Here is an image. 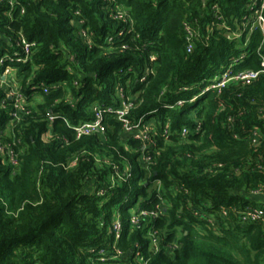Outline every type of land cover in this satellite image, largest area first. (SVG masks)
<instances>
[{"label":"clouds","instance_id":"obj_1","mask_svg":"<svg viewBox=\"0 0 264 264\" xmlns=\"http://www.w3.org/2000/svg\"><path fill=\"white\" fill-rule=\"evenodd\" d=\"M36 2L37 0H0V25H3V30L9 33L8 36H4L3 30L0 31V52H2L0 67L4 66L5 61L10 65L14 63L23 66L24 61L28 60L32 65L30 75L19 74L17 67H7L2 73L5 79L0 80V93H2L0 112L8 117L6 125L0 129V169H11L6 181L0 180V216L12 221L11 226L16 230L17 237L28 235L29 230L40 233L41 224L50 214L42 211V208L45 204H59V201L65 197L86 193L95 198L96 207L100 208L115 197L116 189L123 182L133 178V167L136 163H142L146 174H150L148 169L152 164L161 159L162 153L166 155V149H157L158 140L167 141L172 135L181 143L185 142L184 136L189 134L191 127L189 121L192 118L188 117L178 122L177 113L209 91L207 87L197 91V85L191 82L189 65L193 56L200 55L202 49L209 46L210 39H214L217 45L227 50L226 67L222 66V70L224 78L229 74L232 76L230 80H226L228 87L223 93L225 98L222 99V94L217 90L200 106L205 114L201 120L194 121L195 132H201L203 127L206 135L204 140L197 142V148L204 141H212L210 131L215 127L214 122L218 112L228 116V113L233 111L228 100H233L238 105L240 98L244 97L248 107L246 109L237 107V111L246 112L249 122L254 119L256 122L264 121V0H232L231 3L217 0L221 7L212 5L211 15L215 19L211 23L202 24L200 18L189 20L185 14H179L173 21H165L151 40L143 30L151 10L145 9L141 13L139 9L144 8L152 0H132V4L128 7L121 4L112 10L104 8L103 11L108 12L111 19L124 22L127 32L133 33L135 44L140 45L141 48L155 49L146 54L151 67H148L140 77L143 87L139 92H132L134 87L132 79H129L124 86L120 84L119 81L124 73L112 72L113 79L107 81L113 85V90L107 97L108 106H105L102 98L105 84L97 81L95 71L97 61H108L115 55L125 53L137 54L141 52V48H129L128 45H122L119 49L112 48L111 45L117 38L123 40L126 33L122 31L114 36L112 29L109 28L106 37L101 40L97 34L100 22L97 21L93 27L90 22L80 18L79 11L75 13L77 19L72 21L74 32L72 44L68 47L55 37V29L50 22L48 24L52 29L50 35H45L43 38L36 37L31 44L25 43L28 36L35 32L33 20L38 15H46L49 21L60 18L56 11L59 0H45L44 6L39 9V14L36 11L26 14V10L32 9ZM108 2L114 3V0ZM180 2L183 3V0ZM154 7L153 2L152 8ZM224 9L229 11L226 13ZM112 11L116 12L115 16L111 15ZM207 14L205 12L202 15ZM5 20L18 25L19 30L8 28L4 23ZM84 23H88V27L80 29V25ZM133 25H138L140 30L134 31ZM181 27L183 32L187 33V40L190 41L186 45V51L171 52L166 47H158L166 40L167 35L173 30L179 31ZM201 29L204 32L203 36ZM214 31L216 35L212 37ZM37 39L40 40L39 43L36 42ZM13 40L16 41L15 48L10 43ZM21 46L25 52L24 60L19 58ZM92 48H99L100 52L97 56L88 59L87 52ZM56 53L60 54L59 65L63 66L69 78L64 84L45 86L43 74L49 69L54 70L52 63L47 61ZM250 53L255 54L252 60L248 59ZM79 54H85L86 62L83 64V70L81 63L73 60V57ZM137 58L141 57L138 55ZM185 61L188 63L186 64ZM128 71L131 72L132 68L130 67ZM38 77L40 79H37ZM85 77L93 82L92 89H94L87 99H84L85 94L81 91V80ZM211 86L213 89L219 87L215 84ZM57 87L63 88L64 93L57 99L46 101L50 90L55 92ZM25 89L31 95L25 96L23 94ZM77 90H80L79 96L75 95ZM69 91L71 95L68 94ZM9 96L14 97L11 106L6 103ZM25 100L28 102L25 103ZM81 100L84 101L80 104L81 112L94 120L86 125L89 135L84 139L75 134L85 127L84 119L73 116ZM256 105H260L258 110ZM50 108L53 109L52 115L48 114ZM157 108L165 110L163 117L157 113ZM102 112L107 114L108 120L101 127L99 125ZM114 113L118 114L114 115ZM125 115L127 119H122ZM146 116H151L152 119L141 125L140 122L144 121ZM53 120L62 122L55 133L52 129ZM113 120L119 121L122 126L114 127ZM232 122L233 117L229 116L227 120L229 128L232 127ZM41 123L47 125V130H43L39 136L42 143L35 147L26 144V135H35L36 131H40L37 126ZM177 127L182 130L175 131ZM227 139L238 143L228 145L223 150V154H227L229 147L235 150L239 142H243L245 138L232 133ZM130 140L138 143L128 147ZM262 143L264 137H259V143L253 140L248 148L255 151ZM47 148H52L61 155L63 162L52 163L44 158L42 152ZM150 151L155 153L154 161L148 159ZM193 151L195 153L193 158L200 155L199 152ZM207 151L214 153L221 150L208 148ZM89 157H98V159L90 173H83L86 181L77 180L67 192L58 194L59 200L53 199L54 189L46 180L49 176L47 171L49 165L54 170L53 175L64 169L65 176L69 173L76 176L79 171L77 161L81 165H87ZM249 162L254 163L251 157ZM262 165L264 160L255 165L256 178L249 175L247 192L243 190L244 173L250 171L247 164L240 169H230V174L225 177L233 185L228 195H244L249 201L246 206L241 200L234 206L220 205L211 215L200 216L190 202L192 195L174 176L168 174L172 190L161 193L169 200V203L162 206L173 208L172 220L182 222L180 228L165 226L159 231H151L148 227L149 220L144 228L136 229V221L149 214L134 216L133 232L129 233L125 241L127 249L125 252H119L116 251L115 245L110 243L109 238L113 230L117 236L120 234L122 224L120 213L113 208L111 222L107 224L103 219L105 215L103 210L95 219L88 214H82L78 223L54 229L51 239L41 233L37 237L42 242L13 249L12 264H54V262L59 264L61 261L63 264H81V257L83 264H111L114 260H118L119 264H154L156 253L161 249L166 254L165 264H194V250L199 253L195 258V264H264V167ZM167 167L171 168L172 165L168 164ZM96 168L104 171L111 168L115 171V176H107L101 182L93 183L95 176L100 174L95 170ZM186 171L187 168L178 169L177 173L183 175ZM209 171L211 172V169ZM5 183L8 187H5ZM253 184L256 187H253ZM154 189H159V181L148 189L149 193ZM177 197L179 199H176ZM254 197L260 199H253ZM198 199L201 200V209L216 204L215 193H209L207 199L202 197ZM120 203H124V200ZM150 215L155 217L160 214L157 210ZM185 217H191V221ZM252 221H259L262 225L258 234L256 229L252 232L247 231V226ZM89 225L94 226V230L91 234H86V226ZM169 232L174 233V236L165 242L164 237ZM69 236L72 238L71 241L66 239ZM2 238L3 236L0 235V239ZM77 238L82 243H72ZM254 238L262 245L261 248H254L252 243ZM142 241H150L145 255L141 256L139 251H136V255L129 262V256L134 250L142 247ZM67 245H71V248Z\"/></svg>","mask_w":264,"mask_h":264},{"label":"trees","instance_id":"obj_2","mask_svg":"<svg viewBox=\"0 0 264 264\" xmlns=\"http://www.w3.org/2000/svg\"><path fill=\"white\" fill-rule=\"evenodd\" d=\"M155 3V7L152 8V3ZM232 0H225V3H231ZM45 0H37L32 9H27L26 14L30 11H36L39 14V9L43 7ZM123 4L125 7H128L132 4V0H114V3H109L108 0H59L56 11L60 18L57 20L49 21V18L46 15H38L33 20V28L35 32L28 36L26 39L27 43H33V39L36 37L43 38L45 35H50L52 29L48 27L49 22L52 24V27L55 29V37L61 40L65 47H68L72 44V33L74 29L72 27V21L77 19L75 13L80 12L81 19H85L90 22L93 27L96 22H100L99 29L97 34L103 40L109 28L112 29V34L117 36V34L122 31L126 33L123 40L117 38L111 47L119 49L122 45H128L129 48L136 47L141 48L140 45L135 44L133 40V33L127 32V26L122 21H117L111 19L108 12L103 11L104 8L112 10L115 7H119ZM215 4L216 7H221V4L217 0H183V3L180 0H152L149 4H146L144 8L139 9L141 13L145 9H150V17L145 20L144 23V34L151 40L157 32L160 31L161 25L165 21H173L174 18L179 14H185L189 20L200 18L202 24H209L215 18L212 14V5ZM227 13L229 9H224ZM207 12V15H202ZM112 16L116 15L115 11L111 12ZM7 24L8 28L19 30L18 25L9 23L6 20L4 21ZM88 27V23L80 25V29ZM134 31H139L138 25H133ZM3 30V25H0V31ZM91 30V29H90ZM4 36H8L9 33L6 30H3ZM204 35L203 29H201V36ZM215 31L212 33V37H215ZM67 37V39H66ZM37 43L40 42L39 39L36 40ZM190 41L187 40V33H184L182 27L179 31L173 30L171 34L167 35V38L163 43L159 44V48H167L171 52H177L181 50L186 51V45ZM13 48H15L16 41H10ZM209 46L202 49L200 55H195L192 57V63L189 65V71L191 74V82L197 85V91L202 90L207 87L208 92H205L203 96H200L197 101L193 104L188 105L186 109L181 110L177 113V121L182 122L183 119L191 117V127L189 128V134L184 136V143H181L177 137L170 135L167 141L158 140L156 147L157 149L164 148L166 149V155L162 153L161 159L155 161L151 168L148 169V173L145 172V166L142 163H136L133 167V178L129 181L123 182L117 189L116 195L113 199H110L107 204L102 205L100 208L96 207V200L94 197L87 195L86 193H81L78 196L65 197L63 200L59 201V204H52L42 208V211L50 213L48 219L40 226V233H34L29 230L28 235L24 237H17L16 230L11 226L12 221L3 216H0V235L3 236L0 239V264H12L13 261V249L16 247H26L30 246L33 243L42 242L37 236L41 233L48 236L51 239L52 231L56 228H59L64 225H71L78 223L82 214H88L93 219L99 215L100 211H104L105 215L103 217L105 223L111 222V212L115 208L116 212L120 213L122 218V224L120 229V234L116 237V233L113 230L110 236V243L115 245L116 251L125 252L127 245L125 243L128 238L129 233L133 232V223L131 222L132 218L141 217V214H149L145 217H141L137 220L135 224L136 229H141L145 227L147 221L150 220L149 229L151 231H159L165 226L180 228L182 222H177L172 220L173 208L163 207V204L169 203L168 197L161 195L162 192L166 190L170 192L172 190V184L168 181V174L174 176L179 184H183L184 188L192 195V200L190 201L193 205V209L200 215H211L213 211L217 210L220 205L225 207L229 205H236L238 201H243V204L246 206L249 201L245 198L244 195L235 196L228 195V192L233 189L231 182L225 179L226 176L230 174V169H240L244 164H247V167L250 171L244 173V183L243 190L248 191L249 186V175L253 178H256V172L254 171L255 165L260 163L261 160H264V143L260 145L259 149L253 151L248 148V145L252 143L253 140H256L259 143V137H264V121L256 122L252 120L249 122L246 112H238L237 107L246 109L248 107L247 101L244 97L240 98L239 104H235L233 100H228V104L233 107V111L228 113V116H225L223 112H218L215 118V127L210 131L212 136V141H204L197 148V142L204 140V129L201 128V132H195V123L194 121L201 120L204 116V110L200 107L201 104L206 100L209 95L215 94V91H219L222 96L225 98L223 93L227 89L228 85L226 81L222 86H219L218 89H213L211 85H219L224 71L222 66L226 67L225 55L227 54L226 49H222L220 45L215 43L214 39H210L208 42ZM73 47H75L73 45ZM22 50H19V54ZM31 51V50H30ZM79 51V50H78ZM150 51H155V49H146L141 48V52L137 54L125 53L123 55H115L112 59L104 62L97 61V66L95 71L97 73V81L99 83L105 84V89L103 92V99L105 106L107 104V97L113 90V85L107 83V81L113 79L111 76L112 72H122L124 73L123 77L119 81L122 86L126 85V82L129 79L133 80L134 87L132 92H139L143 87V84L140 81L141 75L144 71L151 67L147 61L146 54ZM100 52L99 48L89 49L87 52V58L91 59L97 56ZM2 54V52H0ZM141 58H137V56ZM254 53H250L249 60H252ZM60 54L56 53L48 58V63H52L54 70L49 69L45 74H43V79L45 80V86L48 85H59L64 84L68 78L69 74L64 71L62 65H59ZM74 62L81 63V70H83V64L85 61V54H79L73 57ZM187 64L188 62L185 61ZM247 63V61H245ZM15 65L19 74L30 75L32 65L27 60L23 66ZM132 68V71L129 72L128 69ZM218 76L220 78H218ZM232 74H229L227 80L231 79ZM151 77H148L150 79ZM37 79H40L38 77ZM203 82V83H202ZM92 81L87 77L81 80L82 88L81 91L85 94L84 99H87L88 96L92 94ZM30 87V85H29ZM126 90V89H124ZM64 93V89L57 87L55 92L50 90L46 101L50 102L54 99L60 97ZM25 96L31 95V93L25 89ZM71 95V92L68 93ZM195 94V93H193ZM76 96L80 95V90H77L75 93ZM0 98H2V93H0ZM28 101L25 100V103ZM83 100L80 101L77 105V112L73 113V116H79L84 119V122L91 121L92 119L87 117L85 113L81 112L80 104H83ZM6 103L11 106L13 101L8 100ZM260 105H256L257 110ZM157 113L163 117L165 110L157 108ZM48 114H53V109H48ZM104 123L108 120L107 114L103 113ZM116 115V113H114ZM156 114H153V116ZM233 117L232 127L229 128L227 124L228 117ZM259 112L257 111V118ZM127 119V115L125 116ZM138 119V117H137ZM151 116H146L144 121H141L140 124H146ZM8 117L0 112V129H2L7 123ZM62 122L58 120L52 121L53 133H55L59 125ZM114 127H121L119 121H112ZM241 124L243 129L241 130ZM161 126H163V120L161 119ZM40 131H36L35 135H26L25 143L29 145L41 144L42 142L39 139L41 132L47 130V125L41 123L37 126ZM182 129L177 127L175 131L179 132ZM236 133L239 136L245 138L243 142H239V146L233 150L232 147L228 148L227 154H223V150L228 147V145L237 144V141H232L227 139ZM88 136V135H86ZM86 136H81V139H84ZM35 139V144L33 141ZM227 139V144L225 140ZM138 141L130 140L127 144L128 147H133ZM208 148L220 149L219 152L209 153ZM195 152H199V156L194 157ZM141 151L143 149L141 148ZM44 158L49 159L52 163L63 162V157L55 152L52 148L44 149L42 152ZM249 157L254 161V163L249 162ZM155 153L149 152L148 159L154 161ZM174 158V159H173ZM97 158L89 157L87 165H81L77 161V167L79 171L76 176H72L69 173L65 176L64 169H60L55 175H53V169L49 165L47 171L49 176L46 177V180L49 182L50 186L54 189L53 199L59 200L58 194L67 192L77 180L86 181L85 175L83 173H90L97 163ZM115 159V157H114ZM171 164L172 167L168 168L167 165ZM264 167V165H262ZM187 168V171L183 175H178L177 170ZM211 169V172L209 171ZM100 174L95 176L93 183H99L107 176H115V171L111 168H108L107 171L103 169H95ZM2 175H0V180H7V177L11 171L8 169H0ZM214 173V175H213ZM234 175V173H233ZM62 177V178H61ZM159 181V189H154L149 193L148 189L153 186L155 182ZM177 185V187L179 186ZM5 187H8L5 183ZM253 187H256L253 184ZM209 193L216 194V204H213L209 208L201 209V200L198 197L207 199ZM126 198V199H125ZM176 199H179L177 197ZM253 199H256L254 197ZM121 200H124V203H120ZM211 203V202H209ZM133 209H136L133 211ZM159 212L160 215L152 217L150 214L152 212ZM166 216V218H165ZM185 219L191 221V217H185ZM262 227L259 221H252L248 224L247 231L252 232L253 229H256L257 234L259 233L260 228ZM94 230V226H86V234H91ZM174 233L169 232L164 240L167 242L172 239ZM71 241L72 238L69 236L66 238ZM55 243V241H53ZM72 243H82V241L77 238ZM150 241H142V247L140 249L134 250L132 255L129 256V262L132 260V257L136 255V251H139L141 256L145 255L146 249ZM253 246L255 249L262 247L260 243H257L256 239L252 240ZM71 248V245H67ZM199 253L195 250L193 251V258L195 264V258L198 257ZM166 254L161 249L156 253V261L154 264H165ZM56 264V262H54ZM63 264V262H59ZM81 264H83V257H81ZM111 264H119L118 260H114Z\"/></svg>","mask_w":264,"mask_h":264},{"label":"built area","instance_id":"obj_3","mask_svg":"<svg viewBox=\"0 0 264 264\" xmlns=\"http://www.w3.org/2000/svg\"><path fill=\"white\" fill-rule=\"evenodd\" d=\"M25 43H27L26 40H25ZM29 44H31V43H29ZM21 50H22V46H21ZM24 57H25V52L22 50L21 53L19 54V58L22 59V60H24ZM26 61H27V60H25L24 63H25ZM13 64H14V63H13ZM13 64L10 65V64L8 63V61H5V62H4V66H3V67H0V80L5 79L4 75L2 74V73L4 72V69H5V68H7V67H16V66L13 65ZM226 80H227V78H224V75H223L222 78H221V81H220V83H219L218 86H222ZM7 99L13 101V103H14V97H13V96H9ZM116 114H118V113H116ZM125 116H126V115H125ZM122 119H125V117H123ZM92 122H94V120H91V121H88V122H84L85 127H82V128H81V131L78 132V133H75V134L80 135V137H81V136L89 135V133L87 132V129H86V125H87L88 123H92ZM103 125H104V116H103V114L101 113V120H100V125H99V126L102 127ZM131 222L133 223V218H132ZM136 223H137V221H136ZM136 223H135V224H136ZM116 237H118V236L116 235Z\"/></svg>","mask_w":264,"mask_h":264},{"label":"crops","instance_id":"obj_4","mask_svg":"<svg viewBox=\"0 0 264 264\" xmlns=\"http://www.w3.org/2000/svg\"><path fill=\"white\" fill-rule=\"evenodd\" d=\"M256 199H260V197H256Z\"/></svg>","mask_w":264,"mask_h":264}]
</instances>
